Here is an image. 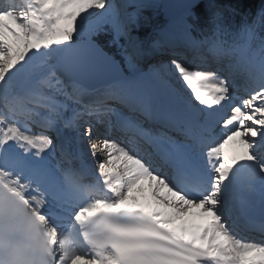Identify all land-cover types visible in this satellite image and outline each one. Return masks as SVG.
Instances as JSON below:
<instances>
[{"label": "snow or ice", "instance_id": "snow-or-ice-1", "mask_svg": "<svg viewBox=\"0 0 264 264\" xmlns=\"http://www.w3.org/2000/svg\"><path fill=\"white\" fill-rule=\"evenodd\" d=\"M155 7L0 0V264H264V6Z\"/></svg>", "mask_w": 264, "mask_h": 264}, {"label": "water", "instance_id": "water-1", "mask_svg": "<svg viewBox=\"0 0 264 264\" xmlns=\"http://www.w3.org/2000/svg\"><path fill=\"white\" fill-rule=\"evenodd\" d=\"M183 3V0H162L161 1V10L164 16L169 19L176 16L178 17L181 13L180 5Z\"/></svg>", "mask_w": 264, "mask_h": 264}, {"label": "trees", "instance_id": "trees-1", "mask_svg": "<svg viewBox=\"0 0 264 264\" xmlns=\"http://www.w3.org/2000/svg\"><path fill=\"white\" fill-rule=\"evenodd\" d=\"M231 1L234 2L237 5V8L240 9V14H237L234 17H229V21L235 25H239L241 23L242 17L246 14H249L245 7H251V4L258 2V0H231ZM252 13H255V11L251 12L250 14Z\"/></svg>", "mask_w": 264, "mask_h": 264}, {"label": "bare ground", "instance_id": "bare-ground-1", "mask_svg": "<svg viewBox=\"0 0 264 264\" xmlns=\"http://www.w3.org/2000/svg\"><path fill=\"white\" fill-rule=\"evenodd\" d=\"M158 59H160V57L158 58ZM209 63H211V61L209 60ZM237 150V145H236V143L233 141V142H230L228 145H226L225 146V151H228V152H234V151H236ZM145 187H147L146 185H145ZM146 194V193H145ZM258 206V205H257ZM242 233H240V234H238V235H241V236H243L245 239H248V238H250V236H246V232H245V229L243 228V229H241L240 230Z\"/></svg>", "mask_w": 264, "mask_h": 264}, {"label": "rangeland", "instance_id": "rangeland-1", "mask_svg": "<svg viewBox=\"0 0 264 264\" xmlns=\"http://www.w3.org/2000/svg\"><path fill=\"white\" fill-rule=\"evenodd\" d=\"M154 2L156 3L157 6H159L157 0H154ZM146 14L148 15L153 14L152 9H148Z\"/></svg>", "mask_w": 264, "mask_h": 264}, {"label": "flooded vegetation", "instance_id": "flooded-vegetation-1", "mask_svg": "<svg viewBox=\"0 0 264 264\" xmlns=\"http://www.w3.org/2000/svg\"><path fill=\"white\" fill-rule=\"evenodd\" d=\"M254 5L256 6V3Z\"/></svg>", "mask_w": 264, "mask_h": 264}]
</instances>
